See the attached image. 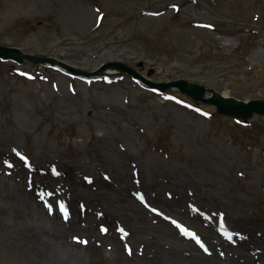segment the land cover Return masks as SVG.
Wrapping results in <instances>:
<instances>
[{
    "label": "rangeland",
    "instance_id": "rangeland-1",
    "mask_svg": "<svg viewBox=\"0 0 264 264\" xmlns=\"http://www.w3.org/2000/svg\"><path fill=\"white\" fill-rule=\"evenodd\" d=\"M168 2L179 8L155 18L150 10L166 0H0V44L56 62V49L80 62L112 50L100 68L125 64L150 82L185 79L264 99V0ZM58 60L75 73L0 60V175L45 218L60 219L65 240L77 243L70 264H147L158 243L130 233L162 225L152 211L170 213L161 199L183 196L197 220L222 210L264 232V116L221 115L176 87L133 83L125 71L116 83L102 75L90 83L82 78L93 67ZM139 187L140 214L115 210ZM9 210L0 213V264H41L33 251L8 246L22 218ZM88 241L96 252H85Z\"/></svg>",
    "mask_w": 264,
    "mask_h": 264
},
{
    "label": "bare ground",
    "instance_id": "bare-ground-1",
    "mask_svg": "<svg viewBox=\"0 0 264 264\" xmlns=\"http://www.w3.org/2000/svg\"><path fill=\"white\" fill-rule=\"evenodd\" d=\"M190 1L193 0H185L184 4ZM179 5L178 3H167L166 0L164 7L160 8L158 11L150 10V13L156 18L157 13H164L165 7L179 8ZM142 12L145 14L146 11ZM105 47L106 50L109 51V48L107 46ZM98 52L100 54L96 56V59L90 56L86 58L85 62H80L72 56L69 50L62 52V50L56 49L58 57L56 56L57 62H55L54 68L61 70L71 69V66L68 65L67 62L63 63L62 60H58V58L61 57L67 61H76L77 64L85 66L86 68H94V71H91L93 75H91V77L82 78L84 81L90 82L95 77L105 76L106 79H104V81H106V83H116L122 78L123 74L119 66H103L100 68V64L103 61H109L105 59L106 57L113 56L112 50H110L108 55L107 52L102 49ZM50 63L49 61L45 62L44 65ZM97 81L102 82L101 79L96 80V82ZM135 82L137 81H133V83ZM139 82L141 86H147L149 84L145 79L139 80ZM222 95L225 98H232L227 92H224ZM179 187V189H181L183 184L179 183ZM203 187L205 188L206 186ZM196 190L201 192L203 188L199 187ZM117 201V203L114 202L113 204V206L116 207L115 210L120 208L122 212L130 215L137 216L140 214V204L138 201L133 200V202H131L127 198L118 199ZM0 203L2 204L0 207L1 214H4V211L5 213L9 212V209H11V211H15V215L20 217L22 215L18 223L20 233L17 235V241L13 244L10 243L8 246L13 247L12 249L33 251L35 256L39 258L41 264L72 263V260L77 255V252L73 254L76 250L73 249L74 247L72 246L77 243L73 244L71 241L65 240L66 231L59 225L61 222L60 219L45 218L41 210H39L38 204L29 203L26 192L23 190L22 186L9 184L3 175H0ZM163 203L167 204V202ZM175 203L176 204H173L175 206L172 208V212L176 216H180L177 218H189L192 221L193 228H197V226L194 225L191 212L183 209V206H187L183 199ZM34 208H37V212L33 211ZM141 215L144 216L143 212ZM218 215L220 217L222 216V214ZM232 222L234 229L241 232L244 237L247 238L244 240L235 234H229V236H227L220 233L218 229L212 225V227L208 228L206 236L203 234L201 235L208 241L211 240V247H209L211 252L208 254L202 252L190 237L182 234L178 228L166 222H162V225L152 227L150 225L145 227L142 225L140 228H136L134 233H130V235L133 237L140 236L142 238L147 236L149 241H156L158 243V252L153 257H146L147 264H264V235L254 233L253 239L250 241L248 236H250L252 232L247 226V223H240V221L236 219L232 220ZM157 228H161V236L157 233ZM229 237L233 240H229ZM89 247L90 241H88L87 246H85V252L88 254L96 252L95 250L89 249Z\"/></svg>",
    "mask_w": 264,
    "mask_h": 264
},
{
    "label": "water",
    "instance_id": "water-1",
    "mask_svg": "<svg viewBox=\"0 0 264 264\" xmlns=\"http://www.w3.org/2000/svg\"><path fill=\"white\" fill-rule=\"evenodd\" d=\"M131 71L130 69H128ZM181 87L183 92H187L190 95H195L199 99L205 100L208 103L218 106L221 112L239 114L243 116L251 115L254 112L264 114V101H252L249 104H243L234 102L232 100H226L220 96H215L211 99H204L205 88L202 86H194L192 89L188 88L187 82L179 81L175 83Z\"/></svg>",
    "mask_w": 264,
    "mask_h": 264
},
{
    "label": "snow or ice",
    "instance_id": "snow-or-ice-1",
    "mask_svg": "<svg viewBox=\"0 0 264 264\" xmlns=\"http://www.w3.org/2000/svg\"><path fill=\"white\" fill-rule=\"evenodd\" d=\"M205 115H207V113H205ZM25 159H26V158H25ZM141 199H143V196H141ZM66 211H67V210L65 209V212H66ZM152 211L155 212V211H157V210H156L155 208H153ZM172 223L175 224L177 228H180V229L183 231L184 235H187V236H193V237L197 240V242H199L200 238H199L198 236H196L195 233L190 232L187 228H185L182 224H179V223H178L177 221H175V220H173ZM105 231H106V229H105ZM121 231H123V229H121ZM205 251H207V249H205Z\"/></svg>",
    "mask_w": 264,
    "mask_h": 264
}]
</instances>
